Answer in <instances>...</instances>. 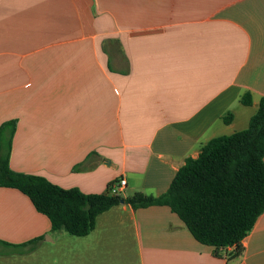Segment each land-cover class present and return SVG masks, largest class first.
I'll return each instance as SVG.
<instances>
[{
  "label": "crops",
  "instance_id": "1",
  "mask_svg": "<svg viewBox=\"0 0 264 264\" xmlns=\"http://www.w3.org/2000/svg\"><path fill=\"white\" fill-rule=\"evenodd\" d=\"M262 97L264 0H0V127L17 121L16 172L87 195L124 178V197H158L208 141L247 129ZM66 234L0 188V264H264V213L236 257L165 206L121 204L88 236Z\"/></svg>",
  "mask_w": 264,
  "mask_h": 264
},
{
  "label": "trees",
  "instance_id": "2",
  "mask_svg": "<svg viewBox=\"0 0 264 264\" xmlns=\"http://www.w3.org/2000/svg\"><path fill=\"white\" fill-rule=\"evenodd\" d=\"M240 102L251 106L252 94L244 93ZM232 120L231 112L223 116L226 124ZM16 129L15 120L0 127V188L15 189L28 197L49 219L53 231L86 237L98 217L122 201L135 210L165 206L198 243L215 248L217 255L220 249L235 247L236 257L243 253V241L264 213V97L247 129L208 141L197 158L186 160L168 191L158 197L140 192L112 196L108 190L87 195L78 189H63L41 176L16 172L10 167Z\"/></svg>",
  "mask_w": 264,
  "mask_h": 264
},
{
  "label": "built area",
  "instance_id": "3",
  "mask_svg": "<svg viewBox=\"0 0 264 264\" xmlns=\"http://www.w3.org/2000/svg\"><path fill=\"white\" fill-rule=\"evenodd\" d=\"M127 187V182L124 178H120L117 181L111 183L108 188V192L112 196H121L123 195ZM229 248V247H227Z\"/></svg>",
  "mask_w": 264,
  "mask_h": 264
},
{
  "label": "rangeland",
  "instance_id": "4",
  "mask_svg": "<svg viewBox=\"0 0 264 264\" xmlns=\"http://www.w3.org/2000/svg\"><path fill=\"white\" fill-rule=\"evenodd\" d=\"M122 196H123V195H122ZM66 236H67L68 238H75L74 236H71V235H69L68 233L66 234ZM32 260H33V261H32ZM32 260H29V262H27L26 264H37V263H36V258H35V259H32ZM18 262H19V264H23L21 260L18 261Z\"/></svg>",
  "mask_w": 264,
  "mask_h": 264
},
{
  "label": "water",
  "instance_id": "5",
  "mask_svg": "<svg viewBox=\"0 0 264 264\" xmlns=\"http://www.w3.org/2000/svg\"><path fill=\"white\" fill-rule=\"evenodd\" d=\"M122 204H124V201H122Z\"/></svg>",
  "mask_w": 264,
  "mask_h": 264
}]
</instances>
